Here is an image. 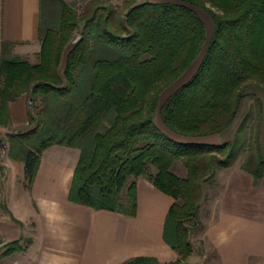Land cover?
I'll return each mask as SVG.
<instances>
[{
	"label": "trees",
	"instance_id": "obj_1",
	"mask_svg": "<svg viewBox=\"0 0 264 264\" xmlns=\"http://www.w3.org/2000/svg\"><path fill=\"white\" fill-rule=\"evenodd\" d=\"M109 1L84 0L78 16L63 0H39L38 62H0V126L8 122V103L21 94L42 104L29 114L31 127L8 136V155L23 163L30 183L47 147H76L68 199L95 210L133 215L135 180L146 177L174 200L166 222L179 256L172 264H185L180 260L191 246L183 222L198 220L201 183L241 153L246 156L240 168L254 180L264 178V0H123L118 10ZM197 9L211 20L207 41ZM198 59L191 77L159 104ZM246 96L253 106L232 140L193 141L227 128ZM177 161L185 178L170 172ZM143 263L155 261L127 264Z\"/></svg>",
	"mask_w": 264,
	"mask_h": 264
},
{
	"label": "crops",
	"instance_id": "obj_2",
	"mask_svg": "<svg viewBox=\"0 0 264 264\" xmlns=\"http://www.w3.org/2000/svg\"><path fill=\"white\" fill-rule=\"evenodd\" d=\"M38 24L39 0H0V62L18 58L36 64ZM26 99L30 98L23 93L8 103L9 123L0 126V264L177 261L172 233L166 227L174 200L145 177L135 180L133 215L95 210L68 199L79 158L76 147H47L39 156L32 181L26 182L23 163L8 155L7 142L13 127L29 122ZM234 120L215 134L222 138L216 144L233 139L238 127ZM260 142L264 150V108ZM170 172L178 178L186 176L178 161L171 164ZM214 181L202 219L205 254L185 264H264V178L254 180L235 161L219 169Z\"/></svg>",
	"mask_w": 264,
	"mask_h": 264
},
{
	"label": "rangeland",
	"instance_id": "obj_3",
	"mask_svg": "<svg viewBox=\"0 0 264 264\" xmlns=\"http://www.w3.org/2000/svg\"><path fill=\"white\" fill-rule=\"evenodd\" d=\"M69 7H71L76 14L79 16L85 6V2L84 0H63ZM142 1L145 0H137V3H141ZM177 0H173V2L175 3ZM123 0H110L109 4L114 8V9H119L122 5ZM54 10V7L50 6L49 8H46L45 14L48 16H51V12ZM196 12H198L200 18L202 19V21L204 22V25L206 27V41L208 40L210 33H211V25H210V19L207 16V14L201 10H196ZM199 59L196 60L194 62V65L192 66V68L190 67V70H188L186 73L183 74V76L177 81L175 82L172 86H170L169 88H167L161 95L160 100H159V104L162 103V101L164 100V98L170 93L172 92L175 88H177L178 86H180L181 84H183L184 82H186L191 75L194 73L196 65L198 63ZM27 96L29 97V95L27 94ZM15 100V99H14ZM40 98H34V100L31 99H26L25 102V106H26V112H27V118L29 121V114L35 115L38 111L39 108L42 107V104L40 102ZM253 106V99L249 96H246L240 105V108L238 110L237 116L234 120V125H239V123L241 122L242 118L244 117V115L246 114V112L248 111V109ZM254 110V107L252 109V111ZM9 115V112H8ZM10 119V118H9ZM9 119L8 122L6 124L9 123ZM109 120L104 122V127H107L109 125ZM253 122V117L252 120L248 121V126H251ZM156 123L160 126V128L165 131L169 136H171V138H173L174 140L177 139L176 135L171 134V132L169 130H167L166 128L163 127V125H161V123L159 122L158 118H156ZM5 124V125H6ZM30 124L27 125H19V126H15L13 127V129L10 131L11 134H16V133H20L24 130H26L27 128L31 127L29 126ZM218 135H211L208 137H205V139H196L193 141H197V142H204L207 144H216L218 141ZM192 141V140H187ZM219 141H222L221 136L219 137ZM246 156V153H241L237 160H236V164L238 163L239 165L243 162L244 158ZM155 170L153 167H149L148 173H154ZM146 178V177H145ZM132 179H130L128 182H130ZM214 179L208 182H203L201 183V194H200V198L198 200V220L195 221L194 219H191L190 221H184L183 225L185 227H188L190 232H189V236H188V241L190 243L191 246V258H189V256L180 262L183 263H189L190 261L193 262L194 258H197L198 256L203 257V255L205 254V240L203 237V213L205 212V208L208 206V199L213 195L214 193ZM124 191L125 189H123L122 193H121V198L124 197ZM196 222H198L197 224H195Z\"/></svg>",
	"mask_w": 264,
	"mask_h": 264
},
{
	"label": "built area",
	"instance_id": "obj_4",
	"mask_svg": "<svg viewBox=\"0 0 264 264\" xmlns=\"http://www.w3.org/2000/svg\"><path fill=\"white\" fill-rule=\"evenodd\" d=\"M0 183H1V174H0Z\"/></svg>",
	"mask_w": 264,
	"mask_h": 264
}]
</instances>
